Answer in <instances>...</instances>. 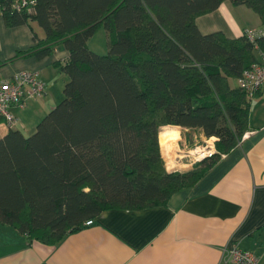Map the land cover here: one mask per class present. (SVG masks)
<instances>
[{"label": "trees", "instance_id": "16d2710c", "mask_svg": "<svg viewBox=\"0 0 264 264\" xmlns=\"http://www.w3.org/2000/svg\"><path fill=\"white\" fill-rule=\"evenodd\" d=\"M223 1L0 0L8 26L43 30L0 66L61 44L69 50L55 62L69 75L60 101L31 134L9 127L0 137V222L55 244L103 210L167 203L235 148L249 129L251 99L238 77L259 53L246 31L199 28L197 17ZM232 2L258 12L264 50V0ZM102 26L104 54L88 44ZM175 126L217 136V151L168 170L159 133Z\"/></svg>", "mask_w": 264, "mask_h": 264}, {"label": "crops", "instance_id": "0c3cea01", "mask_svg": "<svg viewBox=\"0 0 264 264\" xmlns=\"http://www.w3.org/2000/svg\"><path fill=\"white\" fill-rule=\"evenodd\" d=\"M197 24L205 33L222 30L228 36H239L247 28L260 27L262 22L258 12L248 5L224 0L215 10L198 16ZM35 31L43 35L35 22L8 26L0 15V58L33 45ZM102 47L108 48L105 28L101 33ZM68 55L69 50L61 44L50 55L20 57L0 66V80L32 69L46 84L42 96L29 98L24 107L11 108L18 117L15 128L34 129L63 97L69 75L55 62L65 61ZM258 95L264 97V92L254 96ZM261 100L256 102L253 113L250 99L249 134L220 156L198 182L173 193L167 203L103 210L95 222L68 233L55 244L31 239L5 223L0 225V264H220L234 244L252 249L259 256L258 264H264V99ZM172 128L162 127L160 132ZM8 129L0 120V137ZM176 136L175 132L159 133L163 149L164 142L176 140ZM200 136L205 135L201 132ZM189 164L191 168L192 162Z\"/></svg>", "mask_w": 264, "mask_h": 264}, {"label": "built area", "instance_id": "2783aa9c", "mask_svg": "<svg viewBox=\"0 0 264 264\" xmlns=\"http://www.w3.org/2000/svg\"><path fill=\"white\" fill-rule=\"evenodd\" d=\"M13 6L20 8L19 3H15ZM256 30H258L256 27L245 29L258 50L259 60L245 68L238 77L240 87L247 92L250 98L258 92H264V50L260 49L259 44L255 40ZM45 90V81L41 78L38 71L32 69L21 70L12 77L0 80V117L3 118L9 127H17L19 123L18 117L14 114L11 107L15 105L24 107L29 98L40 97L45 93ZM248 134L249 132L246 131L242 139ZM216 140L217 136L212 135L205 137L202 143L196 142L194 152L197 156L191 162L213 155L217 151ZM224 154L225 152H221V156ZM93 222L92 219H87L85 224L89 225ZM258 262L259 256L255 251L234 244L231 249L227 250V257L220 264H258Z\"/></svg>", "mask_w": 264, "mask_h": 264}, {"label": "rangeland", "instance_id": "374dc122", "mask_svg": "<svg viewBox=\"0 0 264 264\" xmlns=\"http://www.w3.org/2000/svg\"><path fill=\"white\" fill-rule=\"evenodd\" d=\"M100 29H99L100 32H98L99 31L98 30L96 32L97 34H95L94 37L91 38L90 46L97 47L99 50L97 52L104 54L108 52V48L102 47L101 49V33L104 30V27L102 26ZM254 97H251V111L253 113H255L256 111V105H257L256 102L259 101V99L260 100L264 99V97L260 95L256 96L255 98ZM175 127L180 129L182 135L179 136V132H177L175 129L174 130L163 129L160 133V135L162 133H168V132L169 133L175 132L177 134L176 140H173L171 143H169V146H167L165 149H162V155L165 159V165L168 170L188 169L191 166V164L189 163H191V161L195 158V156H197V154L194 152L196 142L202 143L203 139L207 136L201 137L200 132L194 133V131L191 132V135H189L188 131L185 128L180 126H175ZM35 129L36 127L30 131H23V132L25 134H31L32 132H34ZM189 150H191V152H189ZM4 224H5L4 222H0V225H4Z\"/></svg>", "mask_w": 264, "mask_h": 264}, {"label": "bare ground", "instance_id": "6f19581e", "mask_svg": "<svg viewBox=\"0 0 264 264\" xmlns=\"http://www.w3.org/2000/svg\"><path fill=\"white\" fill-rule=\"evenodd\" d=\"M9 127V126H8ZM173 141V139H168L164 142V149L169 146V143H171Z\"/></svg>", "mask_w": 264, "mask_h": 264}, {"label": "water", "instance_id": "95a60500", "mask_svg": "<svg viewBox=\"0 0 264 264\" xmlns=\"http://www.w3.org/2000/svg\"><path fill=\"white\" fill-rule=\"evenodd\" d=\"M195 162H192V164H194Z\"/></svg>", "mask_w": 264, "mask_h": 264}]
</instances>
